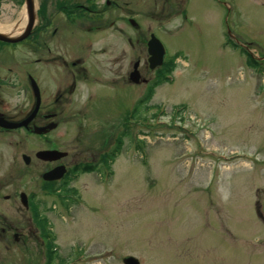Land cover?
I'll return each instance as SVG.
<instances>
[{
    "label": "rangeland",
    "instance_id": "374dc122",
    "mask_svg": "<svg viewBox=\"0 0 264 264\" xmlns=\"http://www.w3.org/2000/svg\"><path fill=\"white\" fill-rule=\"evenodd\" d=\"M19 1L1 0L0 25L13 24L25 7ZM116 1L118 23L127 12L138 13L139 28L159 38L169 56L180 54L174 82L161 83L148 102V127H129L138 132L145 159L130 136L111 166L112 175L78 177L69 185L76 201L64 207L59 195L40 189L44 166L21 160L25 154L33 162L40 144L23 133L12 134L0 143V183L10 184L0 195L10 188L35 194L38 215L50 225L58 248L49 264H123L126 257L139 264H264V0H186L180 6L184 0ZM46 2L33 0L35 15H45ZM64 33L67 43L58 47L69 53L74 42H81ZM97 37L85 40L94 69L105 60L95 56ZM117 39L120 77L126 68L123 51L131 52L120 33ZM29 45L28 40L0 44V76L10 83L1 91L2 110L29 107L30 94L20 89L26 83L22 73L30 71ZM139 50L135 45L133 57L146 60V51ZM246 52L259 73L248 65ZM81 87L72 96L68 122L52 132L65 162L99 143L100 128L113 124L120 132L125 110L139 102L143 90L141 84L122 88L118 80L114 90ZM95 88L107 94L89 105ZM177 105L185 108L174 120ZM207 151H215L213 158L199 155ZM0 212L19 228L16 243L12 237L6 245L0 242V264H46L47 242L34 217L30 220L32 213L19 220L1 197Z\"/></svg>",
    "mask_w": 264,
    "mask_h": 264
},
{
    "label": "flooded vegetation",
    "instance_id": "af4514ba",
    "mask_svg": "<svg viewBox=\"0 0 264 264\" xmlns=\"http://www.w3.org/2000/svg\"><path fill=\"white\" fill-rule=\"evenodd\" d=\"M43 1V0H42ZM49 7L45 10V15H36V22L31 31L29 37V46L31 51L30 71H24L23 77L26 83L20 85V89L23 93L30 94L31 100L27 105L28 109L23 110L22 106H15L12 112L2 110V98L0 96V117L15 121L20 120L37 104L36 114L29 124V128L33 127H45L51 122L57 123V128L68 122L69 109L72 105V96L76 94L81 86L100 85L102 87H109L114 90L113 85L116 80L122 84V88H129L133 84L129 81V75L136 69L139 75V84L143 85V90L140 94L141 99H138V103L132 104L130 109L125 110V118L122 119V130L120 132L114 128L113 124L109 125V130H98L99 143L89 146L87 153L79 152L73 160L65 162V158L52 162H45L35 157L39 151L58 150L54 145L52 139V132L49 131L43 135H33L25 129L18 130H5L0 128V143H3L6 136L12 134L23 133L26 136L35 138L36 142L40 144V147L33 152L34 161L29 158L28 164L35 163L40 165V176L42 173L57 167L64 166L68 169L75 167L78 171L92 170L98 176L102 175L107 166L110 168L116 159L117 140L120 133L122 140L126 139L129 126L133 124V111L136 109L142 116L147 110L148 101L146 93L149 85L155 77V70L149 68V64L146 60L141 59L140 56L133 57V51L135 45L139 54H143L146 51L147 42L151 33H146L137 26L134 15L137 17L139 14L133 12H127L120 23L117 22L119 9L116 0H47ZM183 1H180V5ZM180 11V10H178ZM44 12V11H43ZM168 14H174V11H169ZM43 16V17H41ZM64 32L67 34H75L78 36V40L81 44L76 42L72 46L69 53H62L59 50L58 44H66L67 38L64 37ZM120 33L124 37L123 42L127 44L128 50L131 54H126V51L122 50L125 57V70L119 77L117 76V35ZM97 44L100 42V47L96 51L95 56L105 58L100 60L102 65H95V69L88 60L91 56L86 55L88 46L85 44V40L89 36H96ZM107 39V42L104 41ZM73 43V44H74ZM86 47V49H85ZM89 47L91 45L89 44ZM71 52V53H70ZM1 57V56H0ZM134 58V59H133ZM136 64V67H135ZM54 68L59 71L54 74ZM20 74V72H19ZM21 74V75H22ZM107 74H112L110 77ZM10 83L0 76V95L3 88H6ZM90 90V88H89ZM116 91V90H115ZM89 92V91H88ZM107 91L104 89L95 88V92L92 96L88 97V103L97 104L100 97L105 96ZM96 99V101H95ZM122 103V102H121ZM128 119V120H127ZM104 125L107 122L102 123ZM97 146V147H95ZM34 165V166H36ZM64 184L63 181H56L52 183L40 182L44 188H58ZM10 184L0 183V192L4 188H8ZM8 194L0 195L2 201L10 202L18 213V217L21 220L24 216L23 213H33V205L35 195H27V207H22L20 200V193L14 188H10ZM23 209V210H22ZM31 211V212H30ZM35 214H29L30 220ZM22 217V218H21ZM18 227L11 225L5 218V215L0 212V242L6 245V242L12 237L16 243L19 240Z\"/></svg>",
    "mask_w": 264,
    "mask_h": 264
},
{
    "label": "water",
    "instance_id": "95a60500",
    "mask_svg": "<svg viewBox=\"0 0 264 264\" xmlns=\"http://www.w3.org/2000/svg\"><path fill=\"white\" fill-rule=\"evenodd\" d=\"M33 3L32 0H25V9L27 10V22L25 26L23 27L22 31L16 35V36H11V35H5L0 33V41L5 42V43H17L25 38H27L31 32V29L33 27L34 23V12H33ZM163 50L160 45V43L152 36L151 40L148 42V54L150 55L149 62H150V67H154L156 65H159L161 61V56H162ZM130 80L133 81L134 83H137L138 81V75L137 73H133L130 75ZM37 109V104L33 108V110L22 120L17 121V122H9L4 120L2 117H0V127L5 128V129H17V128H26L28 127V124L30 121L33 119ZM56 127V124L51 123L47 125L45 128H33L32 132L36 134L40 133H45L51 129H54ZM62 153H58L57 151H43L39 152L36 154V156L39 159L50 161V160H55L59 157H61ZM22 159L25 163H27L28 158L26 156H22ZM63 174V169L61 167L55 168L45 174H43L42 178L46 181H52L56 180L61 175ZM24 195H21V200L22 203L24 204ZM123 264H139V262L132 258V257H126L123 259Z\"/></svg>",
    "mask_w": 264,
    "mask_h": 264
},
{
    "label": "bare ground",
    "instance_id": "6f19581e",
    "mask_svg": "<svg viewBox=\"0 0 264 264\" xmlns=\"http://www.w3.org/2000/svg\"><path fill=\"white\" fill-rule=\"evenodd\" d=\"M27 22V10L25 7L18 13V17L16 20L13 22L12 25H0V33H3L5 35H11V36H16L18 35L23 27L25 26ZM174 82V81H173ZM149 105L147 109H149Z\"/></svg>",
    "mask_w": 264,
    "mask_h": 264
},
{
    "label": "trees",
    "instance_id": "16d2710c",
    "mask_svg": "<svg viewBox=\"0 0 264 264\" xmlns=\"http://www.w3.org/2000/svg\"><path fill=\"white\" fill-rule=\"evenodd\" d=\"M248 64L252 67V68H255V66L252 64V62L250 61V59H248ZM171 71H172V69H170L169 71H167L168 73L167 74H169V73H171ZM152 95H153V89L151 88L150 89V97H152ZM119 149H120V144H119ZM65 187V186H64ZM71 191V189H68V188H65V189H63V192H70ZM64 200H65V198H63L62 199V203H63V205H65V206H68V204L66 203V202H64ZM69 203H72V201L71 200H69Z\"/></svg>",
    "mask_w": 264,
    "mask_h": 264
}]
</instances>
